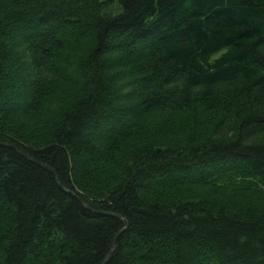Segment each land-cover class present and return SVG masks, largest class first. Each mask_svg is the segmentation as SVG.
<instances>
[{"label":"trees","instance_id":"obj_1","mask_svg":"<svg viewBox=\"0 0 264 264\" xmlns=\"http://www.w3.org/2000/svg\"><path fill=\"white\" fill-rule=\"evenodd\" d=\"M116 238L105 264H264V0H0V264Z\"/></svg>","mask_w":264,"mask_h":264},{"label":"water","instance_id":"obj_2","mask_svg":"<svg viewBox=\"0 0 264 264\" xmlns=\"http://www.w3.org/2000/svg\"><path fill=\"white\" fill-rule=\"evenodd\" d=\"M2 144H6V143H2ZM18 152H19L21 155L25 156L27 159H29V160H31V161H33V162H35V163H38V164H39L40 166H42L44 169L48 170L52 175H54V177H55V179L57 180V182H58V184H59L60 187H62V188H63L64 190H66L68 193L74 195L72 191H70L69 189L65 188L62 184L59 183L58 178H57V176H56L54 170H53L50 166H48V165H46V164H44V163H42V162H38L37 160H35V159H33V158H31V157H29V156L23 154V153L20 152V151H18ZM81 203H82V202H81ZM84 206H85L89 211H91V212H93V213H99V214H112V215H114V216H117L118 218H120V219L123 220L124 224H126L125 219H123V218H122L120 215H118V214L110 213V212H104V211H98V210L91 209V208H89V207L86 206V205H84ZM116 242H117V238L114 240L113 245H112V247H111V250H110V251L108 252V254L106 255V257H105V259L103 260L102 264H105V263L110 259L111 255H112V252L114 251V249H115V247H116Z\"/></svg>","mask_w":264,"mask_h":264},{"label":"rangeland","instance_id":"obj_3","mask_svg":"<svg viewBox=\"0 0 264 264\" xmlns=\"http://www.w3.org/2000/svg\"><path fill=\"white\" fill-rule=\"evenodd\" d=\"M163 116V113L160 115V117H162Z\"/></svg>","mask_w":264,"mask_h":264}]
</instances>
